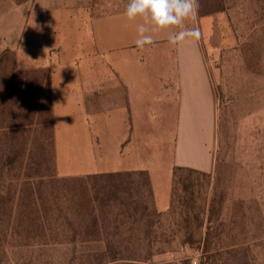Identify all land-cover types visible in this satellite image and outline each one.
Wrapping results in <instances>:
<instances>
[{
    "label": "rangeland",
    "instance_id": "rangeland-1",
    "mask_svg": "<svg viewBox=\"0 0 264 264\" xmlns=\"http://www.w3.org/2000/svg\"><path fill=\"white\" fill-rule=\"evenodd\" d=\"M199 5L201 14L227 12L237 41L207 57L216 102L214 168L181 173L185 203L157 213L144 174L75 175L65 152L58 161L48 74L26 64L51 55L41 45L40 16L34 0H0V264L112 257L142 264H246L249 257L247 264H264V0ZM193 204L203 226L189 224L196 242L189 246L180 224L192 220ZM209 221L211 245L203 254ZM219 232L229 245L255 244L216 256Z\"/></svg>",
    "mask_w": 264,
    "mask_h": 264
},
{
    "label": "crops",
    "instance_id": "crops-1",
    "mask_svg": "<svg viewBox=\"0 0 264 264\" xmlns=\"http://www.w3.org/2000/svg\"><path fill=\"white\" fill-rule=\"evenodd\" d=\"M126 4L34 0L41 45L51 55L26 64L48 74L58 161L65 152L75 175L144 174L152 209L165 213L176 168H214L216 102L207 57L235 48L236 35L227 12L198 11L185 21L199 29L198 41L170 44L169 32L180 31L174 28L150 33L154 44L140 50L142 21L126 18Z\"/></svg>",
    "mask_w": 264,
    "mask_h": 264
},
{
    "label": "clouds",
    "instance_id": "clouds-1",
    "mask_svg": "<svg viewBox=\"0 0 264 264\" xmlns=\"http://www.w3.org/2000/svg\"><path fill=\"white\" fill-rule=\"evenodd\" d=\"M199 0H127L124 15L129 21H142L137 24L136 47L144 50L154 44L150 34L180 28L179 32L170 31L169 43L176 45L185 40L198 41L200 31L186 27L185 21L194 19L199 11Z\"/></svg>",
    "mask_w": 264,
    "mask_h": 264
},
{
    "label": "trees",
    "instance_id": "trees-1",
    "mask_svg": "<svg viewBox=\"0 0 264 264\" xmlns=\"http://www.w3.org/2000/svg\"><path fill=\"white\" fill-rule=\"evenodd\" d=\"M17 1L18 2H23V1H26V0H17ZM184 172H186L188 174H191V175L202 174V172H199V171H196V170H193V169H188V168H176L175 169V171H174V179H173L171 206H170V209H169L171 211L178 210L185 203L184 199H182V197L180 196V192H179V188H178V185H179V183L181 181L180 180L181 178L179 176H180L181 173H184ZM190 200L192 202H194V193H190ZM212 206H210L208 208V213L210 215H211V213H213V207ZM200 211H201L200 207L197 208V207H195V204H193L192 207L190 208V212L194 213L193 216H192V220H191V218H185L181 222L180 230H184L185 234H187L182 243L187 244L189 246H192L194 243H196L194 241L193 234L189 233L188 230H189V227H190V225H189L190 223H192V225H195L197 229L202 228V226H203L202 224L203 223H200V214H199ZM210 222L211 221H209V224L206 227L207 236L205 237V239L203 240V242L201 244L202 245L203 254H207L209 252L208 249H209V246L211 245V243H209L210 230L212 229ZM220 226H222V225H220ZM220 234H222V232H219L217 234V236L215 237L216 238V246L217 247L214 249V252H215L216 256L229 255L231 253L230 250L233 249V248H236L238 246H241V247L249 246L250 247L251 245L255 244L254 240L253 241H246L245 240L244 242H242L240 244L235 243V244L229 245V243H226L225 239L222 238ZM208 259H209V257H208ZM245 260L247 261V263H250V258L249 257H246ZM119 262H121V264H142L137 259H133V258H117V257H112V258H110V260L102 261V262H99L98 264H118ZM124 262H126V263H124ZM202 264H208V263L205 262V263H202Z\"/></svg>",
    "mask_w": 264,
    "mask_h": 264
},
{
    "label": "built area",
    "instance_id": "built-area-1",
    "mask_svg": "<svg viewBox=\"0 0 264 264\" xmlns=\"http://www.w3.org/2000/svg\"><path fill=\"white\" fill-rule=\"evenodd\" d=\"M181 250H186V248L185 247H181ZM197 253H198V251H197Z\"/></svg>",
    "mask_w": 264,
    "mask_h": 264
}]
</instances>
